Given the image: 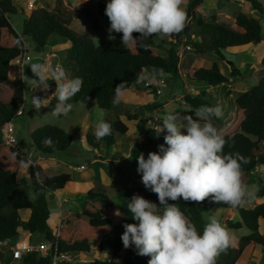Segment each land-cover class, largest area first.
Returning <instances> with one entry per match:
<instances>
[{"label": "trees", "instance_id": "obj_1", "mask_svg": "<svg viewBox=\"0 0 264 264\" xmlns=\"http://www.w3.org/2000/svg\"><path fill=\"white\" fill-rule=\"evenodd\" d=\"M104 1L109 0H97L100 16L106 9L107 4H104ZM245 1L252 3L253 10L262 12V4L257 0ZM203 2V0L191 2L186 11L187 22L183 31L163 37V43L169 42L171 45L167 54L163 56L154 49L155 40L159 35H154L126 49L121 42V33L115 36L114 40L109 39L97 46L90 37L72 29L68 18L55 10L43 7L31 11L19 33L10 21V16L24 14L25 11L19 10L12 0H0V84L9 80L10 69L16 58L28 53L27 38L32 40L34 50L38 54L44 53L46 47L53 41L63 40L70 44L65 50L70 60L68 78H83L81 91L69 103L95 104L102 111L109 112L115 109L112 103L114 89L121 82H126L125 91L132 86L137 87L140 76L144 73L151 77L171 75L180 78L183 82L180 75L183 61L179 54L180 46H189L198 55L213 54L220 60H225V52L243 53L261 43L262 25L256 18L239 13L235 18V24L231 27L216 20L206 21L203 16L197 14ZM92 21L97 23L96 19ZM140 35L133 33L134 38ZM17 41L20 43L17 44ZM260 65L264 69V57L260 60ZM234 67L235 64H232V68ZM235 69L237 70L232 72V76H240L241 70L237 67ZM30 72V68L27 67L28 77L31 76ZM192 77L196 85L208 88L230 82L217 63L211 68L202 67L195 70ZM11 85L10 99L0 100V146L2 128L16 117V112L24 102L26 83L15 79ZM205 95L212 96L207 92L195 95L188 93L185 96V104L193 110L203 105L214 106L210 100L203 97ZM235 102L232 121L223 123L219 118L212 117L211 122L221 135L225 129L230 130V133L223 134L226 140L223 152L224 154L239 153L247 159L248 162L241 165L244 176L252 174L258 166L264 167V154L261 153L264 142V75L255 87L240 92ZM55 103L56 99L53 96L48 105L50 111ZM157 108L155 106V109ZM119 112L115 121H108L112 125L111 135L100 140L94 135H86V141L91 148L112 147L117 142V138L129 133L128 126L121 120L122 114L129 121L138 120L141 115L146 118V114L142 111L141 114L139 110ZM165 135L167 133L164 131L157 133L155 126L149 127L143 134L142 144L151 152H159L160 145L167 147L164 141ZM48 137L52 138V147H46L43 143ZM31 139L36 152L44 156L66 151L72 143V136L68 132L53 125H44L35 129L31 133ZM28 161L29 155L18 146L0 153V242L14 244L24 236L25 231L31 237L37 236L39 242H53L62 253L87 255L96 244L99 253L104 254V258L95 259L90 264H148L150 256L138 255L134 246L125 249L121 240L125 231L124 225L138 223L127 207L132 197L118 199L123 216L120 222L116 223L112 219L115 206L107 190L96 191L90 182L77 181L68 173L42 177L37 165H31L29 168L32 189L30 194L19 177V173ZM61 190L70 191L74 195H83L85 200L81 210L74 213L62 211L54 231L49 226L51 210L47 194ZM141 190L147 193L151 202L159 206L157 194L145 187ZM259 197L261 201L252 209L235 207L241 221L229 222L228 227L234 230L245 227L249 230V234L240 237L237 247L230 246L226 251L221 252L216 257L215 264H237L245 249L252 245L260 247L264 253V232H261L260 225V222L264 221L263 187L259 191ZM209 199L212 200L211 197ZM205 202H208V199ZM169 204L178 205L202 235L205 225L202 205L194 201H184L182 197L177 201L169 200ZM21 211L28 212L26 219L21 218ZM123 249L125 252L121 254ZM10 261L9 257L4 259L0 248V263L10 264ZM50 262L49 254L29 253L24 256L21 264H50ZM261 264H264V259Z\"/></svg>", "mask_w": 264, "mask_h": 264}, {"label": "rangeland", "instance_id": "obj_2", "mask_svg": "<svg viewBox=\"0 0 264 264\" xmlns=\"http://www.w3.org/2000/svg\"><path fill=\"white\" fill-rule=\"evenodd\" d=\"M39 1L44 4L48 0ZM74 1L83 2L84 0ZM192 1L193 0H184L181 7L185 11H187ZM203 1L204 2L201 8L198 10L197 14L198 16H203L206 21L216 20L217 22L224 23L227 26L231 27L235 24V18L239 13H244L256 18L262 25L261 43L258 46L253 47L243 53L237 54L236 51V54H230L228 52H225V60H220L219 57L213 54L198 55L194 50H188L180 46L179 52L183 58L180 75L183 79V82L180 78H176L171 75H166L163 78H154L148 76L147 81L152 82L150 83L151 86L148 87L157 88L154 87V85H158L161 92L157 94L156 92H154V89H150L151 91L149 93H145L146 88H144L143 84L145 75H142L140 76L137 86L143 87L142 92L138 91L137 89L136 93L125 91L121 102L118 105H114L116 110L114 109L113 111L109 112L102 111L98 107H95V109L92 110V104L83 103H74L72 110L67 114V116H54L52 114V111L49 110L48 106L41 107L39 110H37L36 108L32 107V96L51 98L50 95L52 96L56 91V82L49 80L48 84L50 86V90L44 92L40 88L32 89L31 82L26 81V89L24 94V114L22 116L14 117L12 120V124L14 126L15 136L17 139L16 146L20 147L24 152H26L29 155V158L33 157L37 160V163L39 165V172L41 173L42 177H54L62 173H68L71 176H76L80 179H89L87 181H92L94 184H98L99 182L101 183V181L99 180L100 178H96V175H98V173L102 174V176L100 177H103V179L107 178V169L104 170L103 166L94 162L97 155L93 153V148L88 145L86 141V135H94L96 125L101 120L105 122L115 121L116 115L120 113L119 111L126 112L128 110H139L141 114L142 112L146 114V118L141 115L138 120L129 121L126 116L122 114L121 117L123 118H121V120L128 126L130 132L127 135L117 138V144L115 143L116 152H114V150L112 149L113 147L102 146L100 148V152L107 153V155L110 156L115 155V153L118 152V156L121 155L120 157H124L123 152L128 151V148H130L131 145H138L139 143L137 142L140 140L143 133L148 128L147 126L152 127L148 119L152 121L155 120L157 127L159 125L161 127L163 126L162 118L164 114L171 112H178L181 117L192 116L193 120H199V118L195 115V111L188 104H185V96L188 93H190L191 95H195L201 92H207L209 95L212 94V96L210 95V97L206 95L203 97L210 100L214 106H220L222 108L223 116L219 119L223 123L232 121L231 119L234 116V111L236 108V97L240 92H244L255 87L260 78L264 75V69L260 65V60L264 57V0H257L262 4V12L254 11L252 3L244 0ZM13 2L19 10L23 9L25 11L24 14L18 13L16 15L10 16V21L12 22L15 30L21 33L23 29V22L25 18L28 17L27 0H13ZM91 7H95L93 6L92 2L88 4V8L80 14V17L75 19V22L70 25V27L78 33L90 37L93 40L94 44L98 46L109 40L108 29L110 27V21L99 19L101 26H96V24L92 21V14L89 11ZM190 23L194 24L193 21H190ZM119 34L121 33H111V35L114 37ZM162 39L163 38L159 36L155 40L154 49L158 54L165 56L171 45L169 42L163 43ZM67 44L68 46H65V43L64 45L60 46V55L58 56V62L59 66H62L65 69L66 73L68 71L67 76L69 77L68 65L70 63V60L67 58L66 52H63L70 47V44L68 42ZM26 47L28 50V55L31 57V60L28 63H47L45 61V58L51 50V45L46 47L44 53L38 54L34 50V44L32 40L27 38ZM195 60L198 61V63H196V65L194 66L195 70L202 67L211 68L215 63H217L220 66L223 74L229 78L230 82L228 84L219 85L214 88L196 85L193 82L194 79L192 77L194 74V69H192V71H189V69H187V64L193 65ZM232 64H235V66L239 70H241L240 76H232V72L237 70L235 69L236 67L232 68ZM11 69L13 70L11 75L9 76V80L5 83L0 84V100H8L12 96L11 81L17 76V70L13 67H11ZM29 78L35 77L33 76V74H31ZM17 79L21 80L20 75L19 77H17ZM141 84H143V86ZM151 101H155L156 104L153 105V103H150ZM155 106H157L158 108L153 110V107ZM189 109L193 111H187ZM147 114L150 117H148ZM182 122L186 123V121ZM201 122L203 123V121ZM44 125H53L68 132L72 136V143L70 147L66 151L56 153L52 156H44L38 154L33 147L31 133L35 129ZM220 129H222L221 126ZM164 132L167 133L166 130H164ZM181 132L182 134H186V129L182 128ZM228 133H230V130L225 129L224 131H222V135ZM138 148L135 149L134 153L130 154L129 158L124 157L125 159L123 161L116 163V166L119 167V170L116 172V178L119 175L118 180L121 182H117L116 187H114V189L112 188V192L108 195L112 199L115 208L121 213L122 210L118 199L133 197V195L131 194L132 184H129L130 176H133L135 178L138 177L142 181V173L137 171L138 157L142 152H139ZM9 149V147L2 144L0 146V153L1 151H9ZM119 149H121L123 152H120ZM143 149L145 152L142 153L144 154L145 159H147L148 154L151 152V150L145 146L143 147ZM261 153L264 154V142H262ZM83 166H85L86 169L80 170L79 167ZM28 171V168L23 167V170H21V172L19 173V177L24 188L30 194H32ZM111 171L115 173V169L111 168ZM242 179L243 182L248 186L249 190L255 193L254 198H246L248 202H246L242 207H244L245 209H252L253 205L255 206L258 202L261 201V198L259 197V191L262 187L264 188V167L258 166L252 174L244 175ZM94 188L95 190L98 189L97 187ZM56 192V194L48 193L47 197L51 205H53V198L55 197V195H58L61 199L66 200L64 202L65 209L63 211L67 210L71 213H74L77 210H81L85 200V197L83 195H74L67 190ZM207 199L208 202H205L206 199L203 202H195L198 205H202V214L205 224L208 222L209 217L214 215L222 223V225L226 227L233 238H240L249 234V230L245 227L239 230H234L228 227L229 222L235 223L241 221L240 215L235 207L223 203L219 204L214 202L213 200H210L209 198ZM57 208L58 207H56V209ZM20 216L22 219H26L28 216V212L21 211ZM121 216L119 217L121 218ZM112 219L116 223L119 220L115 215ZM56 222L57 221L54 217L50 219L49 223L52 230L55 227ZM260 225L261 232H264V221H261ZM25 234H27V237L29 236L28 233ZM30 238L32 242H39L37 236H30ZM2 250L4 251V257L8 258L9 250L5 247H2ZM124 252L125 249L122 250L121 254H124ZM244 252L245 253L239 260L238 264H261L263 262L264 253L262 252V249L260 247L258 248L257 246L252 245L247 247ZM98 256L104 258V254L99 253L97 245L95 244L92 246L91 252L87 255H81V258H85L86 260L90 261L95 260V258H97Z\"/></svg>", "mask_w": 264, "mask_h": 264}, {"label": "clouds", "instance_id": "obj_3", "mask_svg": "<svg viewBox=\"0 0 264 264\" xmlns=\"http://www.w3.org/2000/svg\"><path fill=\"white\" fill-rule=\"evenodd\" d=\"M183 2L110 0L105 9L110 21L108 38L115 39L112 32L122 33L121 42L127 49L154 35L163 38L178 34L187 22L186 11L181 7ZM133 33L141 35L134 38ZM25 66L35 78L24 74ZM25 66L20 68V79L25 83L30 81L32 89L47 92L48 81L56 82L53 94L56 103L51 111L54 116H67L73 108L69 101L81 91L83 78H68L59 65L26 62ZM125 84L121 82L115 87L113 105L121 102ZM31 103L39 110L50 101L32 96ZM194 111L199 120H193L192 116L181 117L178 112L164 114L163 126H158L157 133L167 131L164 136L167 147L160 145V151L150 152L147 159L143 153L138 157L137 171L142 173V183L157 194L159 206L134 195L127 207L138 223L125 224L121 240L125 249L134 246L138 255L150 256L148 264H215L221 252L234 246V238L216 216L209 217L201 235L180 207L169 204V200L177 201L182 197L184 201L203 202L211 197L216 203L237 207L248 202L246 198L255 196L242 179L241 165L247 163V159L239 153L224 154L226 140L211 122L212 117L223 116L222 108L203 105ZM182 128L186 129V134H182ZM111 133L112 125L101 120L94 135L100 140ZM43 143L46 147L53 146L51 137ZM114 215L119 217L122 213L117 210Z\"/></svg>", "mask_w": 264, "mask_h": 264}, {"label": "crops", "instance_id": "obj_4", "mask_svg": "<svg viewBox=\"0 0 264 264\" xmlns=\"http://www.w3.org/2000/svg\"><path fill=\"white\" fill-rule=\"evenodd\" d=\"M240 1H242V0H240ZM90 2H92L93 3V6H95V7H91V9H89V11L92 14L91 15L92 18L97 20L96 26L100 27L101 26V23H100V20L99 19L109 20V18L106 16L105 10H103V12H101V13H103V15H101V16L99 15L98 6H97V3H98L97 0H84L83 2H81V1L80 2L79 1L76 2L74 0H48L44 4L41 3L38 0L37 5H36V8L37 7H43V8L49 9V10H55V11L61 13L65 18H68L70 20V25H72L75 22V19L78 18V17H80V14L83 13L88 8V4ZM108 2H110V0L109 1H104V4H107ZM254 11H257V10H254ZM27 13H28L27 16H29V13L31 14V11H28L27 10ZM64 43H65V46L66 45L68 46L67 42L66 41H63V40H55V41H53L50 44L51 45V50L47 54V57L45 58V61L47 62L46 65H49V66L52 65L53 67L59 65V62H58L59 61L58 60L59 58H58V56L60 55V46L61 45H64ZM63 52H65V50ZM196 63H198L197 60H195V62L193 63V65L187 64V66H188L187 69H189V71L190 70L192 71V69H194V66L196 65ZM12 67L16 69L15 66L12 65ZM12 70L13 69H10V75L12 73ZM30 71H31V69H30ZM193 71H195V69ZM31 74H32V72H31ZM67 75H68V71H67ZM144 75H145V79H144L143 84H144V88H146L145 93H149L151 91L150 89H152V90L154 89V92H156L157 91V88H150V87L146 86V83H152V82L147 81L148 80V78H147L148 75L147 74L144 73L143 76ZM17 77H19V74L18 73H17V76L14 79H12L11 83L15 79H17ZM163 77H164V75H161V76H158V77H154V78H163ZM143 84H141V85L143 86ZM157 86L158 85H154V87H157ZM136 89L138 91H141L142 92L143 87L132 86L127 91H130L132 93H136L137 92ZM48 90H50V89H48ZM143 92H144V90H143ZM156 93L158 94V92H156ZM50 97H51V95H50ZM150 103H156V102L155 101H151ZM95 107H97V106L95 104H92V107H91L92 110H94ZM153 110H155V107H153ZM147 116L150 117L148 114H147ZM121 118H123V117H121ZM148 121H149V123L151 124L152 127L155 126L158 129L155 120L152 121V120L148 119ZM147 127L149 128L150 126H147ZM129 132H130V130H129ZM142 137H143V135H142ZM142 137L137 142L139 144L138 145H135V146L134 145H131L130 148H128L129 149L128 151L123 152L121 149H119L120 152H123V155H124L125 158L126 157L129 158L130 157V154L131 153H134L135 149L138 148V147H140V148H138L139 152H141V151L142 152H145L144 149H143L144 146L142 144ZM112 147H113L112 149L114 150V152H116V148H115L116 146H115V144ZM100 148L99 149H93V153L97 155L96 156V160H94V162L96 164H100L101 166H103V169L104 170L107 169V171H106L107 172V174H106V177L107 178L103 179V177H100V176H102V174L101 173H98V175H96V178H100L99 180L101 181V183L99 182L98 184H94L92 181H87L89 179H80V178H77L76 176H72V177L74 179H77L78 181H81V182H90L94 190H95L94 187H97L99 189V190L96 189V191H101V190H104L105 189V190L108 191V194H110L112 192V188L114 189V187H116L117 182H121V181L118 180L119 179V175L116 178V172L119 170V167L116 166V163L123 161L125 158L124 157H120L121 155L118 156V152L115 153V155H111V156L110 155H107V153L100 152ZM32 159L35 161V164L39 167V165L37 163V160L35 158H33V157H32ZM79 168H80V170H85L86 169L85 166L79 167ZM111 168L115 169V173L111 171ZM28 174H29V171H28ZM129 184H132V186H131V192L132 193L131 194L133 196L134 195H139V196H142L143 198H145L146 200L148 199L147 193H145L144 191L141 190V188H143L144 185H143L142 181L138 177L135 178L133 176L132 177L130 176ZM56 193L57 192H54L52 194H56ZM47 196H48V194H47ZM47 201H48V204H49V207H50V210H51V217H50V219L54 217L55 220L57 221L55 223L56 224L55 227L53 228V230L55 231V229H56V227L58 225L59 215L65 209L64 202L66 200L65 199H61L60 196H58V195H55V197L53 198V205H51L48 197H47ZM52 206H53V208H52ZM56 207H58L60 209H58V208L56 209ZM254 207L255 206L253 205L252 208H254ZM115 210H117V209L115 208L114 211ZM122 216H121V218H122ZM113 217H114V215H113ZM119 218L120 217H118V219ZM121 218L117 222H120ZM49 226H50V223H49ZM24 233H28V232H25L24 231ZM239 239L240 238H234V247H237L238 246Z\"/></svg>", "mask_w": 264, "mask_h": 264}, {"label": "built area", "instance_id": "obj_5", "mask_svg": "<svg viewBox=\"0 0 264 264\" xmlns=\"http://www.w3.org/2000/svg\"><path fill=\"white\" fill-rule=\"evenodd\" d=\"M38 0H27V10L33 11L36 8ZM188 50H191L189 46H182ZM180 54V52H179ZM181 55V54H180ZM182 56V55H181ZM31 60V57L28 53L22 54L16 58L13 65L16 66L17 73L20 75V68H23L26 64ZM52 66V65H50ZM27 66L24 67V74L26 75ZM146 86H151L150 83H146ZM158 94L161 92L159 86H157ZM52 97V96H51ZM24 105L25 102L21 105L20 109L16 112L17 116H22L24 114ZM1 139L2 144L6 145L9 148L15 147L17 143V139L15 136V129L12 124V121L7 123L1 130ZM31 165H36L35 161L32 158H29L28 163L24 165V168H30ZM2 247H5L9 250L8 257L11 259L10 264H21L24 256L29 253H38V254H49L51 262L50 264H90L94 260H86L85 258H81L78 254L73 253H62L59 251L58 247L53 244L51 241H42V242H32L30 238V234L27 237V234H24L22 238L11 244L10 242H0L1 251ZM6 257H4L5 259ZM95 259H101V257H97Z\"/></svg>", "mask_w": 264, "mask_h": 264}]
</instances>
